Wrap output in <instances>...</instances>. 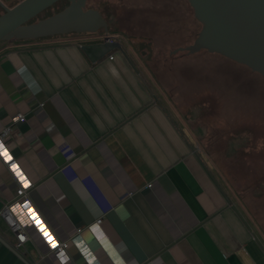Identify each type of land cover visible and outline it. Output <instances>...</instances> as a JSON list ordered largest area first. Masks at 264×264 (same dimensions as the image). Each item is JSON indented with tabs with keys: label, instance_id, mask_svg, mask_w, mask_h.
<instances>
[{
	"label": "crops",
	"instance_id": "1",
	"mask_svg": "<svg viewBox=\"0 0 264 264\" xmlns=\"http://www.w3.org/2000/svg\"><path fill=\"white\" fill-rule=\"evenodd\" d=\"M150 1L166 20L152 28L119 6L98 9L137 70L116 50L91 62L79 48L88 34L0 42V134L9 128L5 150L31 183L18 198L0 157V209L25 198L41 225L14 249L0 216V264H264V222L199 147L203 124L170 96L164 55L196 34L172 21L178 6ZM179 30L185 41L162 44ZM46 233L67 243L66 263Z\"/></svg>",
	"mask_w": 264,
	"mask_h": 264
},
{
	"label": "rangeland",
	"instance_id": "2",
	"mask_svg": "<svg viewBox=\"0 0 264 264\" xmlns=\"http://www.w3.org/2000/svg\"><path fill=\"white\" fill-rule=\"evenodd\" d=\"M168 2L178 6L172 21L190 27L192 18L183 0H164ZM107 3L108 0H87L86 6L103 11L107 7L114 11L119 6L131 13L132 20L144 22L150 28L166 22L155 8V1L118 0L115 6ZM66 4L67 0H58L30 21L47 17ZM187 37L179 30L175 39L166 36L162 44L169 46L176 39L182 43ZM139 43L150 50L155 44L148 39ZM167 54L164 57L171 69L167 81H175L170 96L176 104H182L179 109L185 117L191 122L199 121L206 130L197 142L199 147L209 159L211 154L225 184L246 200L250 210L256 209L259 220L264 222V78L243 64L206 50L174 57Z\"/></svg>",
	"mask_w": 264,
	"mask_h": 264
},
{
	"label": "water",
	"instance_id": "3",
	"mask_svg": "<svg viewBox=\"0 0 264 264\" xmlns=\"http://www.w3.org/2000/svg\"><path fill=\"white\" fill-rule=\"evenodd\" d=\"M57 1L19 0L10 7L0 1V40L88 34L93 41L81 43L79 48L91 62L116 50L137 70L120 40L108 34L105 17L97 8L87 7V0H67L61 10L30 21ZM187 1L193 11L189 26L196 35L191 43L167 56L206 50L243 64L264 78V0Z\"/></svg>",
	"mask_w": 264,
	"mask_h": 264
},
{
	"label": "built area",
	"instance_id": "4",
	"mask_svg": "<svg viewBox=\"0 0 264 264\" xmlns=\"http://www.w3.org/2000/svg\"><path fill=\"white\" fill-rule=\"evenodd\" d=\"M113 55L110 54L109 58H112ZM25 117L22 113H16L12 121H24ZM9 131V128H5L0 134V157L8 165L9 169L12 171L16 181V196L24 197L26 190L30 187L31 183L20 173L17 167L14 164V160L10 155H8L5 150L4 144L2 142V137ZM15 200L11 203L5 204L0 209V216L4 219L9 229L12 231L15 237V242L13 243L14 249H19L27 239V229L31 226H41L39 222L35 219L34 216H31L27 213V206L25 205L26 201L24 200ZM101 219H97V223H100ZM41 228V227H40ZM45 232V231H43ZM46 238L50 249L54 252V255L61 263H66L69 259V256L66 252L67 243L65 241H57L55 238L51 237L49 233H46ZM34 264H39L36 262Z\"/></svg>",
	"mask_w": 264,
	"mask_h": 264
}]
</instances>
